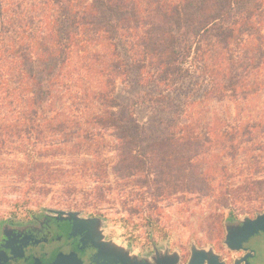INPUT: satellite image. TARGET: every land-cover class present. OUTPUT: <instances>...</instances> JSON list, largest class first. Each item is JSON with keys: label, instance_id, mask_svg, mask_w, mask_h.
<instances>
[{"label": "trees", "instance_id": "obj_1", "mask_svg": "<svg viewBox=\"0 0 264 264\" xmlns=\"http://www.w3.org/2000/svg\"><path fill=\"white\" fill-rule=\"evenodd\" d=\"M132 70L167 91L197 74L206 89L191 105L222 109L149 129L115 97ZM172 102L163 92L142 104ZM7 139L28 144L32 177L64 196L84 177L140 175L149 207L192 195L263 212L264 0H0Z\"/></svg>", "mask_w": 264, "mask_h": 264}, {"label": "rangeland", "instance_id": "obj_2", "mask_svg": "<svg viewBox=\"0 0 264 264\" xmlns=\"http://www.w3.org/2000/svg\"><path fill=\"white\" fill-rule=\"evenodd\" d=\"M140 81L138 71L132 70L129 78L117 80L115 97L131 106L137 120L149 129L158 120L184 111L190 117L196 111L207 116L209 111L222 109L213 102L191 105L203 97L206 89L197 74L178 82L169 91L163 86H145ZM163 92L172 97V105L142 104L144 99ZM7 141L0 144V225L10 217L23 218L47 211L76 213L72 216L97 217L118 243L141 252L169 249L177 255L181 250L189 253L191 249L193 255L196 249L206 251L211 257L214 247L226 241L228 221L252 219L264 213L250 211L245 205L228 209L209 198L192 195H175L161 201L156 208L149 207L147 192L151 190L141 185L145 178L140 175L129 180H120L111 174L104 180L84 177L77 183L75 194L64 196L61 186L51 187L45 180L38 182L32 177L30 163L23 152L30 151L28 144L23 145L16 139ZM106 157L107 164L117 162L112 153ZM59 162L56 160V164ZM22 171H26L24 175ZM98 192H102L99 197Z\"/></svg>", "mask_w": 264, "mask_h": 264}, {"label": "flooded vegetation", "instance_id": "obj_3", "mask_svg": "<svg viewBox=\"0 0 264 264\" xmlns=\"http://www.w3.org/2000/svg\"><path fill=\"white\" fill-rule=\"evenodd\" d=\"M242 221H228L226 237L244 227ZM189 251L181 250L177 255L169 249L141 252L118 243L97 217H69L47 211L23 218L10 217L0 225V264H54L61 255L73 256L79 264H189ZM210 261L264 264V230L255 232L237 251L224 242L216 245ZM203 264H210L209 260Z\"/></svg>", "mask_w": 264, "mask_h": 264}, {"label": "water", "instance_id": "obj_4", "mask_svg": "<svg viewBox=\"0 0 264 264\" xmlns=\"http://www.w3.org/2000/svg\"><path fill=\"white\" fill-rule=\"evenodd\" d=\"M72 216L76 213H65ZM244 227L237 228L233 233H229L226 237V245H228L232 250H239L241 244L249 239L251 236L260 230H264V213L258 215L255 219L246 218L244 221ZM236 244V246H232V244ZM205 260H209L211 264L210 257L208 253L204 250H193V255L189 264H203ZM54 264H79L73 256H60L58 261Z\"/></svg>", "mask_w": 264, "mask_h": 264}]
</instances>
